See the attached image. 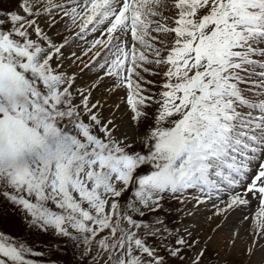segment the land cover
<instances>
[{"label": "snow or ice", "instance_id": "1", "mask_svg": "<svg viewBox=\"0 0 264 264\" xmlns=\"http://www.w3.org/2000/svg\"><path fill=\"white\" fill-rule=\"evenodd\" d=\"M209 205L264 264V0H0V264H221Z\"/></svg>", "mask_w": 264, "mask_h": 264}, {"label": "rangeland", "instance_id": "2", "mask_svg": "<svg viewBox=\"0 0 264 264\" xmlns=\"http://www.w3.org/2000/svg\"><path fill=\"white\" fill-rule=\"evenodd\" d=\"M58 30L62 31L63 26H61ZM70 37L72 34L66 33ZM176 213L173 214L174 218L176 217ZM211 217V219H209ZM184 223L187 225L196 224L198 225L199 235L201 239L207 238V236H213V241L209 245V257L213 260L219 259L221 264H223L224 260L229 261V264H245L246 258L243 255V249L246 246L247 238L241 239L238 241L237 246L231 251L228 250L227 245L232 235V218L227 222V226L222 230H217L213 232V229L217 228L218 224L225 223L223 218H217L212 216L211 206L208 208H204L201 206L199 213L197 214L196 221L191 220L190 218H185ZM5 231L11 232L13 235L19 236L20 233L18 229L13 227L6 226ZM242 236L245 234L242 233ZM217 253H219V257H217Z\"/></svg>", "mask_w": 264, "mask_h": 264}, {"label": "trees", "instance_id": "3", "mask_svg": "<svg viewBox=\"0 0 264 264\" xmlns=\"http://www.w3.org/2000/svg\"><path fill=\"white\" fill-rule=\"evenodd\" d=\"M19 236H20V237H23V234H20Z\"/></svg>", "mask_w": 264, "mask_h": 264}]
</instances>
